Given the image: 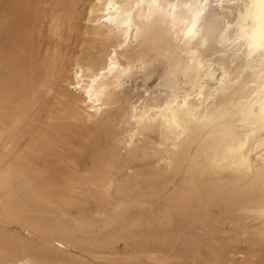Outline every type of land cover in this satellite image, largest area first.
<instances>
[{
    "label": "bare ground",
    "instance_id": "bare-ground-1",
    "mask_svg": "<svg viewBox=\"0 0 264 264\" xmlns=\"http://www.w3.org/2000/svg\"><path fill=\"white\" fill-rule=\"evenodd\" d=\"M264 0H0V264H260Z\"/></svg>",
    "mask_w": 264,
    "mask_h": 264
},
{
    "label": "rangeland",
    "instance_id": "rangeland-1",
    "mask_svg": "<svg viewBox=\"0 0 264 264\" xmlns=\"http://www.w3.org/2000/svg\"><path fill=\"white\" fill-rule=\"evenodd\" d=\"M258 262H260V264H264V255H263V259L259 260ZM185 264H190V263H185Z\"/></svg>",
    "mask_w": 264,
    "mask_h": 264
}]
</instances>
